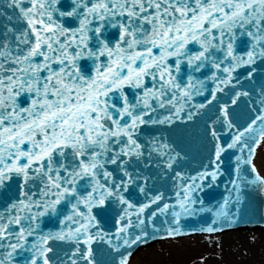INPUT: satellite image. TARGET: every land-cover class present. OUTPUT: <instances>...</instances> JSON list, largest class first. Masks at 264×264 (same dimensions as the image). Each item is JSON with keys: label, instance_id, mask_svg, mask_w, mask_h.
Masks as SVG:
<instances>
[{"label": "snow or ice", "instance_id": "1", "mask_svg": "<svg viewBox=\"0 0 264 264\" xmlns=\"http://www.w3.org/2000/svg\"><path fill=\"white\" fill-rule=\"evenodd\" d=\"M262 152L264 0H0V264L231 230Z\"/></svg>", "mask_w": 264, "mask_h": 264}, {"label": "bare ground", "instance_id": "2", "mask_svg": "<svg viewBox=\"0 0 264 264\" xmlns=\"http://www.w3.org/2000/svg\"><path fill=\"white\" fill-rule=\"evenodd\" d=\"M262 157H258L259 164ZM196 237V236H191ZM180 238L174 244L169 243L172 252H177V258L187 256L188 260L183 264H192L193 262H202L203 264H218L223 259L224 254L233 253L240 261V264H264V234H257L253 231H228L225 235H219V246L214 248L213 243L205 238L203 241L197 238ZM168 241V240H166ZM167 251V249H166ZM154 252L138 255L132 264H139L146 258H154ZM232 259V257H230ZM134 261V262H133Z\"/></svg>", "mask_w": 264, "mask_h": 264}, {"label": "rangeland", "instance_id": "3", "mask_svg": "<svg viewBox=\"0 0 264 264\" xmlns=\"http://www.w3.org/2000/svg\"><path fill=\"white\" fill-rule=\"evenodd\" d=\"M261 159H264V152H262V157ZM259 161L261 162V160L259 159ZM238 231H242V230H233L231 232H238ZM245 232L248 230H244ZM256 232L257 234H264V232H260V231H253ZM228 232H224V233H220V234H215L211 237H206V236H196V237H191V238H197L200 239L201 241H203L205 238L208 240V242L213 243L214 248L216 246H219V235L223 234L225 235ZM190 238V237H189ZM187 239V238H185ZM176 240H183V239H176ZM176 240H168V241H157L149 246L143 247L142 249H139L137 252H135V254H133L132 256V260H135L137 258L138 255L141 254H148L149 252H154L155 257L152 258H146L143 262H140L139 264H183L184 262H186L188 260L187 256H183V257H179L177 258V252H172L170 249L171 247H169V243L174 244V242H176ZM167 249V251H166ZM230 257H232V259H230ZM134 262V261H133ZM134 264V263H133ZM136 264H138L136 262ZM192 264H203L202 262H193ZM218 264H240V261H237V258L235 257V255H233V253H231V255H227L224 254L223 255V259L220 260L218 262Z\"/></svg>", "mask_w": 264, "mask_h": 264}, {"label": "water", "instance_id": "4", "mask_svg": "<svg viewBox=\"0 0 264 264\" xmlns=\"http://www.w3.org/2000/svg\"><path fill=\"white\" fill-rule=\"evenodd\" d=\"M222 192V186L221 188L216 189L213 193L209 194L206 196V199H210L211 197H219ZM264 226V201H262L260 198H256L251 207L249 209L245 210V213L243 214L241 218V222L238 226L233 227L231 230H248V231H260L264 232V227L263 228H258ZM240 228H257V229H240ZM156 240H161V239H156ZM155 241V240H154ZM154 241H151L147 243L146 245H142L138 247L135 252L138 249L143 248L144 246H147ZM134 252V254H135Z\"/></svg>", "mask_w": 264, "mask_h": 264}]
</instances>
